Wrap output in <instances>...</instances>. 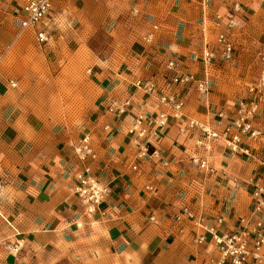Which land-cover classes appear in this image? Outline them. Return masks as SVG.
<instances>
[{
	"label": "crops",
	"instance_id": "obj_1",
	"mask_svg": "<svg viewBox=\"0 0 264 264\" xmlns=\"http://www.w3.org/2000/svg\"><path fill=\"white\" fill-rule=\"evenodd\" d=\"M66 1H56L53 12ZM0 7L8 20V6ZM230 8L226 4L223 12L217 8L205 12L198 0H135L133 9L141 19L153 16L159 30L150 44L136 40L125 60L102 63L93 71L103 128L97 136H86L91 138L95 160L78 161L72 142L57 138L53 128L38 133L17 121L16 114L7 126L0 123V264H202L203 247L178 235L168 220L155 225L149 218H170L187 206L213 222L224 218L221 231H227L250 216L255 187L264 186V139L248 145L250 157L230 153L222 142H215L207 154L195 147L194 137L181 135L180 124L173 121L142 156L128 134L139 114L167 111L154 96L136 89L135 83L139 79L165 83L172 76L167 68L170 57L185 73L210 81L209 94L194 89L186 94L188 118L218 128L215 114L231 112L228 92L219 85L211 88L230 75L215 70L216 59L211 67L202 61L206 49L220 57L214 23L219 14L232 15ZM143 28L144 20L138 31ZM162 48L163 57L158 54ZM128 101L121 118L109 113L114 103L120 107ZM2 114L0 108V122ZM156 151L158 156L153 155ZM198 154L208 159L213 172L192 162ZM74 165L78 170L90 166L111 187V196L102 205L108 218L86 213L68 171ZM148 186H154L157 194L148 192Z\"/></svg>",
	"mask_w": 264,
	"mask_h": 264
},
{
	"label": "rangeland",
	"instance_id": "obj_2",
	"mask_svg": "<svg viewBox=\"0 0 264 264\" xmlns=\"http://www.w3.org/2000/svg\"><path fill=\"white\" fill-rule=\"evenodd\" d=\"M234 1L241 9V22L234 35L236 57L233 62H222L216 55L215 70L230 78L221 85H211L228 92L232 106L245 99L248 88L256 82L264 46V0ZM134 3L67 0L48 21L52 40L45 46L36 42L32 31L21 34L17 19L11 15L4 20L1 12L0 108L5 116L0 123L7 126L17 119L38 133L53 128L58 131L57 138L72 142L80 161L77 150L81 142L86 136H97L102 128L93 71L102 63L125 60L133 43L143 40L158 25L153 16L141 19L139 11L133 9ZM224 5L223 0H212L209 10L223 12ZM142 20L143 31H138ZM165 53L164 48L158 50L161 57Z\"/></svg>",
	"mask_w": 264,
	"mask_h": 264
},
{
	"label": "built area",
	"instance_id": "obj_3",
	"mask_svg": "<svg viewBox=\"0 0 264 264\" xmlns=\"http://www.w3.org/2000/svg\"><path fill=\"white\" fill-rule=\"evenodd\" d=\"M56 1L66 0H0V6H8L6 13L17 19L21 34L32 31L36 42L40 46H45L52 40L48 21ZM211 1L200 0L205 12L209 10ZM223 1L231 7L234 15L216 16L214 26L219 31L217 53L224 62H233L237 48L232 31L240 25L241 20L237 14L241 9L240 4L234 0ZM1 12L0 7V14ZM152 30L143 37V41L147 44L154 41L159 26H154ZM2 58H0V64ZM215 59L216 51L213 49H206L202 55V61L207 67L213 66ZM259 61V74L256 82L248 88L247 97L234 104L231 112L222 110L215 114L218 128H212L209 123L188 118L185 113V96L190 89L196 90L203 96L210 93V81L207 77L199 79L194 74L185 73L180 63L170 57L167 68L172 76L165 83L159 84L156 81L139 79L135 83V88L146 95L154 96L160 105L167 108V111L155 116L141 113L129 127L128 134L142 149V156L146 155L151 147H155L164 132L175 121L180 124L179 133L194 137L195 147L207 154L213 151L215 142H222L230 153L250 157L252 151L248 145L264 139V46L259 54ZM11 85L16 86L14 83ZM129 106L130 101L120 107L114 103L110 106L109 113L121 118L126 114V108ZM77 151L82 163L97 158L88 137L84 138ZM153 155L158 156V152H154ZM192 162L201 169L213 172L208 159L201 154L194 156ZM133 170L137 171L138 167L134 166ZM68 171L74 178V193L86 206V213L108 218L109 214L102 205L108 202L112 193L111 187L97 178L90 166L85 165L81 170L70 167ZM147 190L153 195L157 194L154 186H148ZM252 200L253 209L250 216L241 218L238 226L232 230L221 231L224 218L221 217L213 222L187 206L170 218L165 217L159 221L156 216H151L149 221L159 225L168 220L178 235H186L191 238L195 246L203 247L202 264H264V186L255 187Z\"/></svg>",
	"mask_w": 264,
	"mask_h": 264
}]
</instances>
